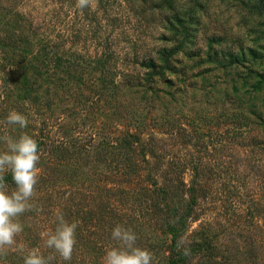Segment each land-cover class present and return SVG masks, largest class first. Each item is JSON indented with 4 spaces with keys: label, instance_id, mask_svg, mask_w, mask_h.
<instances>
[{
    "label": "rangeland",
    "instance_id": "rangeland-1",
    "mask_svg": "<svg viewBox=\"0 0 264 264\" xmlns=\"http://www.w3.org/2000/svg\"><path fill=\"white\" fill-rule=\"evenodd\" d=\"M258 1L90 0L80 9L77 0H0L3 19L18 22L15 27L5 26L21 30L22 47L35 55L27 68L38 82L33 98H26L16 110L28 118V126L11 129L14 138L26 133L41 141V171L30 201L34 207L18 218L23 231L16 237L17 245L25 251L38 248L45 258L54 256L50 264H102L106 249L118 246L117 241L112 239L106 249L93 252L77 241L72 259L64 261L45 246L41 234L52 231L57 210L71 223L78 219L69 210L80 204L96 208L104 202L120 208L117 199L107 197L105 187L112 175L122 174L116 172L114 161L104 160L112 157L100 144L105 130L135 128L146 141L150 139L157 156L148 155L151 159L141 168L148 200L143 206L137 203L138 210L121 209L131 217L123 218L127 223L122 226L136 234L137 246L152 253V264H171L170 235L158 215L170 211L165 202L171 207L188 196L192 173L186 161L193 155L205 167L198 177L199 204L183 235L200 237L201 231L212 237L217 248L210 259L197 253L191 261L264 264V188L250 142L253 136H263L264 119H251L249 111L264 115V0L261 5ZM177 15L183 18L188 36L183 50L199 54L193 59L177 54L174 67L166 71L172 84L146 81L141 60L156 56V50L171 47L183 36ZM23 20L30 26H20ZM56 49L82 62L85 72L80 80L65 83L52 75L50 56ZM215 50L237 53L239 62L221 66L209 60L205 53ZM57 74L64 78V73ZM11 81L3 80L0 69L3 104ZM5 148L0 141V151ZM157 160L160 167L148 176L147 166ZM178 161L183 164L182 174L161 169ZM180 178H184L182 186ZM121 185L126 187L122 192L126 203L135 204L130 195L133 184L129 189L126 178ZM0 264H23V254L9 249Z\"/></svg>",
    "mask_w": 264,
    "mask_h": 264
},
{
    "label": "trees",
    "instance_id": "trees-1",
    "mask_svg": "<svg viewBox=\"0 0 264 264\" xmlns=\"http://www.w3.org/2000/svg\"><path fill=\"white\" fill-rule=\"evenodd\" d=\"M257 3L258 5H261L263 0H259ZM3 17L4 12L0 8V69L3 71V80L9 82L10 79L12 80V83H9L7 91L5 92L8 101H6L5 104L0 102V136H13L11 129L14 127L13 125H8L6 123L7 115L12 110H19L24 101L27 100L26 98H33L32 93L36 90L38 82L35 80V77L31 76L28 72L27 65L30 67L33 65L32 60L35 59V55L31 53L33 52L32 50H25V48L22 47V31L7 28L5 26L8 25L9 27H15L18 22L14 19L12 20L15 22L9 20V18L3 19ZM177 22L183 27L181 29L184 33L181 40H177L176 44H173L171 47H161L159 50H156V56L148 55L141 60V65L145 69L143 78H145L146 81L155 82L157 80H165L169 82V85L172 84L173 81L167 76L166 71H171L172 67H174L173 60L176 58L177 54L181 53L183 56L190 59H193L199 54L193 52L194 50H183L186 45L185 40L188 39V36L184 28V20L181 16L179 17V15H177ZM20 26L25 28L29 27L30 24L24 21V24L20 23ZM205 54L207 57H210L208 58L209 60L216 61L221 66H228L235 62H239V54L233 53L230 50L226 52L221 50L220 54L216 50L213 52L207 51ZM77 57H80V55L77 54ZM50 60H53L51 70L52 75H55V78L63 79L65 83L72 80H80L82 73L85 72L82 62H75V60L64 56L57 49L52 52ZM177 61L180 62L179 59ZM48 62L49 61L44 62L43 65ZM47 70L46 66L45 71ZM181 71L182 72L179 75L182 77L184 69L181 68ZM61 72L64 73V78L63 76H59L60 74H57ZM261 75L262 80H264V73ZM6 84L8 83L5 82V85ZM249 111L252 115L250 116L251 119H254L253 117L264 119V115L261 111L255 109ZM247 120L250 121L249 117H247ZM102 136L100 144L101 148L104 149V151L106 150L107 154H111L112 157L110 158L108 155L104 160L107 162L114 161L116 172L122 174V177H117L115 174L111 176L112 179L110 180V184L105 187V194L110 199L111 196L114 197V199H117L119 201L118 203H120V208L116 203H114L116 204V206H114L106 205L102 202L101 204L99 203L96 208L80 204L77 206L78 208L69 210V213H71L70 215L77 216L78 219L76 240L83 244L86 243V245L90 247L91 252L94 250H104L107 246L111 245L113 242L111 230L117 225L126 224L127 222L124 223L123 218H125V220L131 218L123 215L126 213L122 212L121 209L128 206L133 210H138L136 207L137 203L143 206L144 202L148 200L146 192L147 183L142 180H147V178L146 175L143 176L141 168L144 166V163L148 161L150 158L149 156H157L155 150L151 146L150 139L146 141V138L141 135V132L138 129L127 128L116 133H110L108 130H105ZM253 137L250 138V142L254 144L252 147L255 148V150L253 149V155H255V160L258 163L257 173L260 175L259 181L261 187L264 188V134L260 139ZM40 142L41 141H37L38 145ZM195 144L196 143H192V145ZM159 163L160 160H157L156 164L151 162V164L147 166L148 176L153 173L154 169L160 167ZM186 163L192 173V179L187 188L188 196L186 198H178L171 207H169V203L165 202V207L169 208L170 211L167 212L164 217L158 215L161 224L164 225L163 227L166 229V234L170 235L167 249H169L168 256L171 264H196L194 260L191 261L194 255L198 253L202 259H210L214 256L213 251L217 248V243L212 237L202 234L203 232L201 231L198 232L200 237L191 234L190 237L186 238L183 235L186 230L188 219L193 213V209H196V206L199 204L198 188L201 184H199L198 177L201 175L202 167H205V165L203 166L199 162L196 155L188 158ZM161 167V169H167L166 173L175 171L182 174V171H184L183 164H180L179 161L178 164L174 163L173 165L166 166L161 165ZM126 178L129 189L133 184L132 189L130 190V195L132 199L136 201L135 204L132 201L128 205L126 203L128 202L127 195L122 196V192H126V187L122 186L121 183H125ZM183 179L180 178L179 180L180 186L184 183ZM45 180L46 178H44L43 183ZM5 182L9 187L15 185L10 174L5 175ZM179 185L177 187H179ZM160 189L165 192L164 187H160ZM151 203L152 202H150V205H152ZM118 209L120 210L118 211ZM152 212L155 214L158 213V210L154 209ZM132 214L134 216L136 215L134 213ZM51 221V230L54 231L57 225V220L53 217ZM182 238L185 241L184 247H188L191 250L190 256L186 257L182 254L183 247L179 249L177 248V243ZM199 264H203V261L201 260Z\"/></svg>",
    "mask_w": 264,
    "mask_h": 264
},
{
    "label": "clouds",
    "instance_id": "clouds-1",
    "mask_svg": "<svg viewBox=\"0 0 264 264\" xmlns=\"http://www.w3.org/2000/svg\"><path fill=\"white\" fill-rule=\"evenodd\" d=\"M90 5V0H77V7L83 9ZM8 125H18L21 129L28 126V118L12 110L6 118ZM6 148L0 151V257L6 256L9 249H16L23 254V264H50L54 256L45 258L38 248L25 251L22 245H17L16 237L23 231L19 217L34 207L32 200L40 168L39 146L37 141L28 134L18 138L9 135L0 136ZM10 174L15 187L9 189L5 175ZM57 225L54 231L43 232L45 246L53 249L64 261L72 259L77 243L75 222L65 220L57 210ZM112 239L118 246L106 249L102 264H152V253L136 244L137 236L131 228L117 225L111 232ZM183 238L178 241L177 248L183 247V255L190 256L191 250L184 247Z\"/></svg>",
    "mask_w": 264,
    "mask_h": 264
}]
</instances>
